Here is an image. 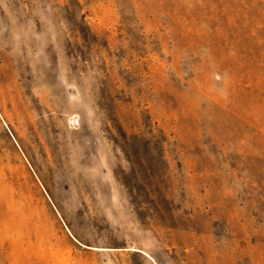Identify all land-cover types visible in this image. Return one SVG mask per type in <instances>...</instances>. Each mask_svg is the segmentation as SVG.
Returning <instances> with one entry per match:
<instances>
[{"label": "rangeland", "instance_id": "374dc122", "mask_svg": "<svg viewBox=\"0 0 264 264\" xmlns=\"http://www.w3.org/2000/svg\"><path fill=\"white\" fill-rule=\"evenodd\" d=\"M0 264H264V0H0Z\"/></svg>", "mask_w": 264, "mask_h": 264}]
</instances>
